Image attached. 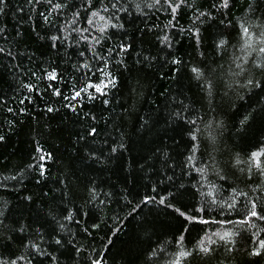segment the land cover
I'll list each match as a JSON object with an SVG mask.
<instances>
[{"label":"trees","instance_id":"trees-1","mask_svg":"<svg viewBox=\"0 0 264 264\" xmlns=\"http://www.w3.org/2000/svg\"><path fill=\"white\" fill-rule=\"evenodd\" d=\"M134 2L141 3L143 7V0ZM218 2L186 0V5L171 25L169 21L172 17L164 8L145 9L148 12L145 16L129 7L132 14L122 15L127 28L124 39L132 44V49L121 58L130 65L137 58V52L156 59L149 67L137 66L131 76L124 72L122 84L118 90H112L114 98L110 95L111 102L106 106L109 111L105 112V106L99 102H89L86 98L63 99V96H71L72 84H76L77 88L83 87V81L88 77L76 71L75 64L79 58L73 55V48L51 47L53 42L48 36L58 34L56 27L45 23L38 13L44 11L59 27L64 25L66 18L70 19V14L65 11L58 17L57 11L49 12L50 6L47 5H36L25 13H17V5L23 4L24 0H8L6 15L0 17L9 29V39H0V47L12 53V56L0 54V135L5 136V140L0 141V209L5 210L6 215L10 210V219L6 223L19 221L32 226L26 233L17 234L24 237L25 244L28 239L36 238L33 228L39 223H46V219L50 220L53 215L60 219L59 189L64 184H58V180L64 183L71 181L69 189L74 194L69 192L65 197L68 209L75 211V208H82L90 213L87 217L77 216L80 225H69L77 234L74 242L85 249L91 245L98 250L103 264H173L180 250L175 238L182 229H187L184 244L191 248L205 233L211 235L232 228L230 224L220 225L215 221L226 216L232 220L241 218L236 211H228L224 201L230 202L233 196L237 201L243 200L239 192L247 193L248 199L264 196V176L250 161L253 151H264V89L242 87L246 77L252 74V64L245 65L249 72L235 76L236 68L232 62L234 53L242 55L239 51L243 43L238 34L239 25L245 19L249 0H231L229 9H213V3ZM197 10L208 16L203 18V23L196 21L194 25L193 14ZM27 15L32 16V21L27 20ZM21 16L25 17L23 21ZM229 21L232 26L226 27ZM78 26L86 25L81 20ZM197 28L199 35L193 36ZM17 31L21 33L19 36L15 35ZM165 35L170 37L171 48L157 39ZM221 39L228 41L226 51L217 48ZM116 43H119L116 37L109 42ZM172 59L182 60V64L173 65ZM245 59L254 61L258 57L252 55ZM53 68L58 73V79L50 81L44 78V70L51 71ZM193 68L200 69L205 77L211 79L214 84L211 95L198 87ZM33 72L36 76H32ZM255 76L260 79L259 73ZM98 77L96 73L91 79L95 81ZM29 83L36 91L29 92L24 87ZM131 88H135L140 95H130ZM53 89L61 90L63 95H52ZM22 100L24 103H20ZM181 101L184 106L194 107L202 117L197 123L201 138L196 156L207 161L211 167L204 173V179L195 170L182 174L179 167L175 168L173 179L185 186L181 189L184 195L178 198L179 203L175 206L181 207V210L185 205L189 206V210L192 206L206 207V212L198 213L199 217L209 221L203 225L192 226L171 208L158 203L161 196L167 195L166 186L172 188V182L166 177L173 175L172 170L165 172L161 153L167 152L175 161H182V154L186 153L184 141L166 126L170 111L179 110ZM69 103L75 104L76 113L65 107ZM121 105L134 106V110L145 119L151 113L155 120L153 128L141 130L135 116L125 115L122 121L124 108ZM47 106L59 111L48 113L45 110ZM9 108L13 111L9 112ZM93 115L96 120L91 119ZM217 121L222 122V129H216ZM209 124L211 129L206 127ZM116 125H119V130ZM91 126H96L99 134L95 138L80 140L79 137L85 136ZM210 131L216 136L215 145L207 139ZM113 139L122 140L126 150H121L122 155L109 162L108 167L101 169L91 161L81 159L87 154L86 146L102 145L107 150L108 145L103 142L107 140L111 143ZM48 153L52 154L51 158L39 159ZM39 164L46 169L44 177L38 174L36 166ZM140 164L145 165L144 169H140ZM214 171H219L225 179L220 180ZM91 178L112 193L110 199L100 196V199H105L103 205L87 203ZM160 179H164L165 183L160 184ZM153 187L157 188V192L152 191ZM232 188L237 189V193H233ZM65 191L68 192L67 189ZM213 194L217 204H212ZM125 195L126 199H122ZM145 195L155 196L157 203L140 204ZM29 196L32 199L26 200ZM69 196L71 203H67ZM222 205L225 207L224 215L219 214ZM236 209L242 213L240 204L236 205ZM93 221L100 227L92 229L90 225ZM85 227L89 228L90 235L81 231ZM262 228L264 222L255 221V227L249 226L245 236L256 232L264 238V232L260 231ZM3 231L7 233L8 230ZM256 239L252 237L249 242L247 238H237L233 251L223 253L219 264H264V254L250 255ZM14 250L17 255H27L31 251L19 241ZM7 251L4 250L5 254ZM43 259L46 262V258ZM60 264L71 262L66 257H60ZM193 264L198 262L193 261Z\"/></svg>","mask_w":264,"mask_h":264},{"label":"snow or ice","instance_id":"snow-or-ice-1","mask_svg":"<svg viewBox=\"0 0 264 264\" xmlns=\"http://www.w3.org/2000/svg\"><path fill=\"white\" fill-rule=\"evenodd\" d=\"M36 5H47L50 6L48 11H57V16L59 17L65 11L70 14V19H65L64 25L62 27L56 26L49 15H46L44 11H40L38 16L47 24L56 27L58 34L48 36V39L52 41L51 47L56 48L58 45L66 46L67 48H73L74 53L79 59L75 64L76 71L83 77H88L83 81V87L77 88L76 84L71 85V96H63L64 100H79L86 98L89 102H99L101 105L105 106L104 111L108 112L109 109L106 107L110 104V95L113 96V89H119L122 84L121 77L124 72H128L131 76L132 72L137 70V66L149 67L156 57L141 56L139 52L136 53V59L130 65L121 56H127L129 50L132 49V44L127 42L124 37L127 35L126 22L124 21V15H131L129 7H133L141 15H148L147 10L164 8L171 17L172 21L177 18V13L186 5V0H143V7L141 3H136L134 0H24L23 4H18L16 7L17 13H25L26 10L33 9ZM126 5H128L126 7ZM232 6L231 0H219L218 3H213V9H229ZM8 0H0V17L6 15V10L8 9ZM191 7V6H189ZM245 19L243 23L239 25L241 36L243 41L240 52L242 55L233 54V64H235L236 71L233 73L235 76H240L241 74L249 72V69L245 67L246 64L251 63V75H248L245 80V84L242 85L244 88L251 89H264V0H249L247 8L245 9ZM196 21L200 23L204 22L203 18H207L208 14L200 11L194 12ZM27 20L32 21V16L27 15ZM25 19L21 16V21ZM83 20L84 25L78 26ZM220 24L223 25L224 21L221 20ZM232 26V22L226 27ZM34 30V29H33ZM150 31V30H149ZM21 33L17 31L15 35L19 36ZM193 36L199 35V29L192 33ZM119 39V43L109 44L113 38ZM0 39L7 41L9 39V29L6 24L0 20ZM161 40V43L167 45L171 48L173 45L170 41L168 35L162 38L157 37ZM81 45L83 47L81 48ZM107 48H105V46ZM228 47V41L221 39L217 48L221 51H226ZM0 54H5L7 56H12L10 51H7L4 47H0ZM252 55H257L258 59L254 61H248L245 57ZM115 57V59H113ZM70 58V57H69ZM171 64L180 65L182 60L172 59ZM179 71V68L176 69ZM193 73H196L198 80V87L203 91H206L211 95L212 88L214 84L211 79L204 76V73L198 68L192 69ZM99 74L97 80L93 81L91 76ZM259 73L260 79H256L255 74ZM32 76H36L33 72ZM43 77L55 81L58 79V73L53 68L51 71L44 70ZM39 79V77L37 78ZM76 79V77H74ZM139 81H137L138 83ZM25 88L29 92L36 91L33 84H25ZM229 87H231L229 85ZM130 95H140L136 92L135 88H131ZM52 95L62 96L63 93L59 89H53ZM24 103V101H20ZM179 110L170 111L166 126L176 132L181 140L185 143L186 153L182 161H175L172 157L168 155L167 152H162V163L165 164V172L167 170H172L173 175L167 176L166 179L172 182V188H165L167 193L166 196H161L158 200L159 205H163L165 208H171L174 213L178 214L179 217L183 218V221L189 223L192 226L208 224L209 221L198 216L200 212H206V207L196 208L185 205L184 210L181 207H176L175 204L179 203L180 197L184 195L181 189H184V185L177 184L173 179L175 176V168L179 167L182 174H190L191 171L195 170L201 175V178H206L204 173L209 170L211 165L204 161L203 159H197L196 153L199 150V142L201 138L200 129L197 126L199 120L202 117L199 112L194 107L184 106L183 101L180 102ZM65 107L69 108L72 112L76 113L77 108L75 104H67ZM82 107V105H81ZM124 108V113L121 114V120L125 115L135 116L138 122V127L141 130L149 131L153 128L155 120L151 113L147 114V119L141 116L138 112L134 110V106L121 105ZM46 112L52 113L54 111H59V109H54L53 107L47 106ZM9 112L13 111L11 108L8 109ZM87 115V114H86ZM105 118V117H102ZM107 117L105 119H110ZM92 120H96V116H91ZM119 130V125L115 126ZM206 127L211 129V124L206 125ZM222 122H216V129H222ZM99 134L98 128L96 126H91L85 136L79 137L80 140H84L87 137L95 138ZM186 137V140H185ZM175 140V137H173ZM207 139L211 141L213 145L216 143V136L210 131L208 133ZM5 136L0 135V141H4ZM104 144L108 145L107 150L101 145L99 147H87V154L81 159H86L91 161L93 164L97 165L99 168L103 169L108 167L109 162L117 159L122 155L121 150H126L125 143L121 141L112 140L111 143L105 140ZM159 152L160 150L157 149ZM79 155V153H77ZM52 154L48 153L47 156H40L41 161L46 158H51ZM203 153H201V157ZM264 151H253L250 155V161L253 167H255L260 175L264 176ZM210 159H212L210 157ZM171 161V163H169ZM215 161L213 160V163ZM239 163V161H237ZM38 169V174L41 177L45 176V167L43 164L36 166ZM140 169H144L145 165L140 164ZM214 174L220 179L224 180L225 176L221 175L219 171H214ZM67 179V178H66ZM39 183V181H37ZM58 184H64V187L59 189L60 191V202H59V216L57 219L55 215L51 217L50 220L46 219V223H39L33 228V233L35 239H28V243H24V237L19 234H24L28 231L31 225H25L19 221H14L13 223H6L10 219V210H7L9 214L6 215V211L0 209V264H60V257H66L71 264H103V257L100 252L88 246L85 249L83 246L78 245L74 241L77 238V234L72 232L69 227L70 224L75 223L80 225V219L77 216L87 217L90 216L89 212H85L82 208H75V211L68 209L65 203V197L70 192L74 194L72 189H69V183H64V181H57ZM160 184H164V179L159 180ZM214 187V186H213ZM68 190L66 192L65 190ZM174 189V191L172 190ZM153 192H157V188H152ZM126 192V190H125ZM233 193H237V189L232 188ZM244 199L237 201L235 196L232 200L224 201L228 211H236L237 215L241 218L238 220L229 219L227 216L223 220L215 221L220 225L230 224L231 229H225L223 232H213L211 235L205 233L203 237H200L195 245L191 248L184 244V232L187 229H182L179 236L175 238L176 245L179 246L176 258L173 264H193V261H197L198 264H219V257L223 253L230 254L233 251V245L236 243V239L247 238L251 242L252 237H257L255 246L251 249L250 255L260 256L264 254V238H261L256 232L251 233L250 236H245L248 232V227H255V221L264 222V196H258L254 199H248V194L245 192L238 193ZM110 199L112 193L110 191H105L100 187L95 178H91L89 181L88 188V204L103 205L105 199H100V196ZM203 195V193H202ZM170 198V199H169ZM26 200H31L32 197H26ZM126 199V195L122 197ZM149 202L157 203L155 196L145 195L140 199V204L147 206ZM67 203H71L70 196L68 197ZM130 205L131 201H127ZM218 201L213 194L212 204H217ZM240 204L242 213L236 209V205ZM135 211V209H133ZM219 214H225V207L222 205L219 210ZM119 222V217L116 218ZM63 221V222H62ZM13 224H18V227L13 226ZM107 227V225H105ZM92 229H97L100 224L93 221L90 225ZM7 229V233L3 231ZM81 231L90 235L89 228H82ZM264 232V228L260 230ZM213 237H216L215 239ZM26 249L30 248L31 251L27 255H17L14 250L17 242ZM46 245V246H42ZM51 248V251H49ZM7 249V254L4 250ZM86 253L81 255V253ZM59 254V255H57ZM15 257V258H12ZM46 258V262L45 259Z\"/></svg>","mask_w":264,"mask_h":264}]
</instances>
